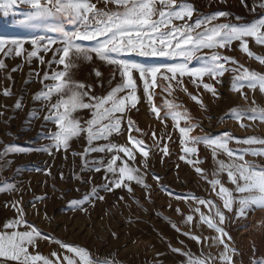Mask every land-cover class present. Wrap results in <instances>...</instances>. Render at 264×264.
Wrapping results in <instances>:
<instances>
[{
	"label": "rangeland",
	"instance_id": "rangeland-1",
	"mask_svg": "<svg viewBox=\"0 0 264 264\" xmlns=\"http://www.w3.org/2000/svg\"><path fill=\"white\" fill-rule=\"evenodd\" d=\"M88 2L95 4L98 10L123 11V8H117L113 3L105 4L104 0ZM175 3L177 6L187 4L195 9L191 20H174L173 25L176 27L185 23L192 24L220 12L227 13V16L213 20L206 27L224 24L244 27L264 19V7L260 6L264 0H175ZM161 7L156 5L158 10ZM32 11L30 6L19 4L8 9L7 13L0 9V39L25 41L24 51L19 56L10 43L0 52V62L5 65L0 68V186L3 187L0 190V234L24 231L23 226L18 229L5 228L7 223L20 219L22 215L24 221L49 237L39 239L37 246L29 248V252L53 261H56V257L52 254L56 253L59 264H68V260L73 264H85L86 260L90 264H96V261L100 264H105V261L107 264H195L197 261L204 264H226L223 259L226 253L224 244L213 239L219 234L200 221L203 213L218 223L215 213L219 210L226 217L219 226L231 237L230 240L225 238L228 244L226 254L231 258V264H264V209L252 205L246 209L245 216L238 217V199L248 194L236 191L237 186L231 183L227 170L219 171V162L222 161L226 166L232 163L243 164L257 172H264V154H260L264 153V144L237 142L250 137L264 140V120L260 118L264 115L261 111L264 110V92L260 91L259 86L253 89L248 86V81L237 79L243 77L245 69L264 75V64L256 59L264 58V45H258L251 37H245L252 56L242 51L239 40L224 48L199 50L187 61L188 67L195 69L211 65V57L215 54L230 57L237 62L226 63L222 76L213 79L205 74L198 81L199 87L193 82L195 78L188 75L177 74L171 81L163 79L165 75H172L167 73L168 67L185 63L181 56L145 57L125 54L114 57L142 67H160L158 86L151 89L153 101L148 100L143 90V81L139 79V73L134 71L133 79L136 80L139 100L136 108L126 110L120 132H113L108 139L94 140L91 145L86 133H81L69 140L67 151L63 147L56 150L52 136L60 129L54 122V115L52 119L46 117L51 114V104H55L59 97L54 94L50 101L36 98L39 93L46 91V85L56 83L52 79H44L45 74L51 77L64 68L52 62L59 59V56L54 57V53L63 47L60 43L63 37L50 29L61 27L71 33L82 30V27L78 19L56 12L55 9L50 16L27 22L28 14ZM92 15L94 13L89 14V26L94 28L97 25L91 21ZM153 19H158V16ZM169 30L162 29V32ZM204 31L205 26H202L192 35L195 37ZM41 36L45 39L38 42V55L29 58L28 53L35 50L31 41ZM48 39L57 42L49 46L51 50L45 52L40 46L45 45ZM74 43L91 49L98 42L77 40ZM89 55L90 60L73 53L70 57L73 66L69 68L65 79L84 84L86 87L82 91L91 96L107 97L125 78H122L116 65L99 59L94 52ZM41 59L44 63L40 62ZM97 71L101 73L99 77L95 74ZM169 83L171 89L166 91ZM203 83L213 85L218 98L206 91L202 87ZM235 85L243 86L240 91H233ZM6 92L9 94L6 95ZM124 95L127 93L118 94L119 97ZM192 96H197L202 103L194 101ZM84 100L89 102L87 97ZM153 106L160 109L163 123L151 112ZM105 107H110V103ZM93 111L79 109L71 116L80 121L81 127H86V122L92 119ZM233 113L241 114L243 118H233ZM173 115L179 124L172 118ZM253 116L255 119L250 118ZM129 117L141 130L132 131L131 135L143 140L151 148L147 168L143 167V157L139 150L135 152L134 162L149 188L145 189L132 181L131 193L124 187L105 191L108 185L104 177L111 178L112 174L104 171L100 162L103 161L106 166L113 153H86V149L107 148L109 143L132 147L128 143ZM188 127L193 128L189 140L200 138L226 141L227 148L234 155L229 157L224 149L205 142L196 145L184 142L179 129ZM152 132L163 139L154 142L150 135ZM161 146H167L168 155L160 151ZM193 146L198 149L195 155L183 152L184 147ZM9 147L11 150L6 151ZM44 148H49L51 154L40 150ZM120 155L123 157V153ZM181 156L199 163L188 164L180 159ZM120 163L117 161V165ZM129 163L133 164L132 161ZM97 167H101V171H94ZM195 167L203 169V173L198 174ZM155 177H159V180ZM216 179L220 184L214 189L211 182ZM238 182L243 184V181ZM221 186L232 194L234 203L231 212L224 208V199L228 196L219 192ZM93 187L104 197L102 201L89 195ZM177 197H196L211 201L215 206L201 205L197 199ZM74 200L80 201V205L73 206L70 202ZM13 204L22 208L23 213H18L11 206ZM188 215L193 216L191 222L186 221ZM184 233L200 237L201 242L190 239ZM56 241L84 250L88 256L82 257L68 251ZM7 264L15 262L7 261ZM38 264H42V261Z\"/></svg>",
	"mask_w": 264,
	"mask_h": 264
},
{
	"label": "snow or ice",
	"instance_id": "snow-or-ice-1",
	"mask_svg": "<svg viewBox=\"0 0 264 264\" xmlns=\"http://www.w3.org/2000/svg\"><path fill=\"white\" fill-rule=\"evenodd\" d=\"M105 4L113 3L117 8H123L122 12H108L98 10L95 4L89 3L88 0H0V9H3L7 13L8 9L15 7L16 5H28L33 11L28 14V21L42 19L44 17L53 14V9L56 12H62L66 15L78 19L81 23L82 30L67 33L61 27H53L50 30L60 33L63 39L60 43L63 45L62 48L56 50L55 56H59V59H54L52 62L58 65H63L62 71H59L49 77L45 74L44 79H52L56 81L53 85H46V91L38 94L37 99H44L50 101L52 96L55 94L59 97L55 104H51V114L46 117V119H52L55 116V124L60 129L57 134L52 136V139L56 142L53 147L56 150H60L61 147L65 151L68 150L69 140L74 136H79L81 133H86V138L89 145L92 144L94 140L108 139L113 132L119 133L121 129L122 121L125 119V112L130 108H136L138 103V96L136 95L137 84L136 80L133 79V72L139 73V79L143 81V90L148 96L150 102L153 101V95L151 89L157 87V74L161 71L160 67H142L138 64H130L122 59L114 58L125 54H136L139 56H181L184 58L185 63L178 64L176 66H170L167 68V73H171V76L165 75L163 77L166 81H171L176 78L177 74L180 76L188 75L195 78L194 83L197 87L200 86L198 81L202 80L205 74L210 75L213 79L217 76H222L226 70V63H237L230 57L215 54L211 57L213 63L211 65H206L200 68H190L188 67L187 61H190L196 53L203 49H215L224 48L230 45L233 41H241L242 51L247 55L252 56L248 49L247 42L244 40L245 37H251L255 40L258 45H264V19L259 20L257 23L247 25L244 27L232 26L228 24L216 25L211 28L206 27L211 24L213 20L220 17L227 16V13L220 12L211 17L204 19H198L192 24L185 23L180 27L173 25L174 20H191L195 9L194 7H189L187 4L176 5L175 0H104ZM159 4L162 7L158 10L156 5ZM264 7V3L260 5ZM91 16V21L95 22L96 27H90L89 14ZM154 16H158V19H153ZM205 26V31L199 33L197 36H193L192 33L197 29ZM162 29H170L168 32H162ZM103 37V39H101ZM44 37H36L31 41L33 48L35 50L28 53V57H36L38 55V42L44 40ZM86 40V41H97V46L91 49H85L74 41ZM176 41L173 44V41ZM57 41L48 39L45 45H41L43 51L47 52L50 49V45L55 44ZM11 44L13 49H15V54L17 56L21 55L24 51L25 41L21 40H3L0 39V52H3L7 44ZM190 46V47H189ZM13 49H9L12 51ZM90 52H94L96 56L101 60H106L109 64L116 65L120 70L122 78L125 81L117 86L107 97L97 98L91 96L88 92L82 91L86 86L82 83H75L71 80H66L65 77L68 75V70L73 66L70 59L71 55L74 53L76 56L83 55L87 59H91L89 55ZM258 61L264 64V58L256 57ZM44 63L43 59L40 61ZM5 65L0 62V68H4ZM96 76L99 77L101 73L97 71ZM237 79H243L248 81V86L255 89L259 86L261 92H264V75L250 72L244 70L243 77H237ZM243 85H235L233 91H240ZM202 87L212 93L214 97H217V93L213 85L203 83ZM171 89V84L169 83L167 90ZM186 91V89H185ZM126 92L127 95L119 97L118 94ZM8 95L9 93H5ZM87 97L89 102H85L84 98ZM197 103H202L197 96L191 97ZM91 101H96L92 103ZM130 102V104H129ZM110 103V107H105L106 104ZM19 108L20 105L17 104ZM171 107V106H170ZM61 108L63 112H61ZM79 109H94L92 113V119L86 122V127H81L80 121L72 118L71 114ZM253 111H256L253 109ZM264 112V110H261ZM157 119L164 122V119L160 117V109L153 106L151 108ZM119 114V115H118ZM233 118L242 119L241 114L233 113ZM179 124V120L175 115L172 117ZM255 119V117H250ZM264 120V115L260 117ZM107 121V123H103ZM127 124L129 129L128 143L132 147L125 145L111 144L105 147H89L86 149L87 152L97 151V152H112L113 156L110 162L104 166V162L101 161L100 164L104 168V171L111 173L112 177L109 178L105 176L104 179L107 181L105 191H113L114 189H119L124 187L129 193L132 192V187L130 182L135 181L136 184L143 186L148 189L149 186L145 183L144 176L140 174V169L134 166L135 162V152L139 150L140 155L143 157V167H148V157L151 151L143 140L136 139L131 135L132 131H141L131 118H127ZM243 126V125H241ZM193 130L192 127L180 128L179 131L184 142H189L193 145L205 142L207 144L213 145L218 148H222L227 152L229 157H232L234 153L227 148L226 141L219 140H202L200 138H191L189 140V133ZM154 142L162 137H157L155 132L150 133ZM170 139V137H169ZM237 142L252 144L261 143L264 144V140H259L255 137H250L242 141ZM6 149V151H10ZM41 151L48 152L51 154L49 148L40 149ZM160 151L164 155H168L167 146H161ZM198 149L193 147H184L183 152L187 154L195 155ZM123 153V157L120 155ZM254 155L257 153H253ZM264 154V153H260ZM126 157L127 159H124ZM181 160H185L186 163L195 165L199 161L186 159V156H181ZM242 159V157H241ZM117 161H121L117 165ZM129 161L133 164L130 165ZM227 170L228 177L231 183L235 184L236 191L241 194L247 193L248 195L243 196L238 199V217H243L246 215V209L254 205L256 208L264 209V172H257L252 167H246L245 165H237L235 163L225 165L224 162H219V171ZM94 171H101V167H97ZM195 171L198 174L203 173V169L195 167ZM158 181L159 177H155ZM238 181H243V184ZM128 182V183H126ZM213 188L217 184H220L218 179L211 182ZM0 190L3 187L0 186ZM14 190V189H13ZM220 193H226L228 198L224 199V208L229 212L233 210L234 200L232 198L231 192L223 186L219 189ZM95 199L103 200L104 197L99 195L95 187L92 188L89 194ZM172 195V193H169ZM178 199H197L199 204L208 205L209 207H214L215 205L211 201L200 200L196 197H177ZM123 199V197H120ZM150 199V193H149ZM91 203V200L88 201ZM73 206H79L80 201L74 200L70 202ZM16 208L17 212L22 214L23 209L19 208L17 204L11 205ZM86 211V209H81ZM179 209L177 212L179 213ZM199 211V209H196ZM215 215L218 217V223H214L209 217H205L203 213L200 215V221L206 223L209 228H212L219 235L214 237L218 243L224 244L226 253L228 250V244L225 243V238L228 240L231 237L227 232L219 225L223 224L225 221V215L223 212L217 210ZM193 220L192 215L186 217L187 222ZM24 227V231H11L0 234V264H7V261H13L15 264H38L42 261V264H59V257L56 253L52 255L56 257V261L45 258L41 255L32 254L29 252V248H35L37 246L38 240L41 238L49 239V237L44 236V234L37 229L34 225L28 224L24 221L21 215L20 219L14 220L5 225L7 229H18ZM175 227V226H173ZM179 231V229H177ZM188 235L190 239L196 240L198 243L201 242L200 237L191 235L190 233H184ZM115 235V234H113ZM60 243L61 247L66 248L68 251L77 253L82 257H87L86 251L81 250L74 246L64 245ZM178 251V250H177ZM234 251V250H233ZM225 253L223 256L226 264H231V258ZM68 264H73L71 260H68ZM85 264H90L88 260ZM96 264H100L96 261ZM107 264V261H105ZM195 264H204L202 261H197Z\"/></svg>",
	"mask_w": 264,
	"mask_h": 264
}]
</instances>
